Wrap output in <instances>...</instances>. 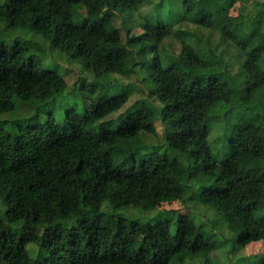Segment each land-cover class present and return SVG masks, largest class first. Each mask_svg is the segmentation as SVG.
Listing matches in <instances>:
<instances>
[{
  "label": "trees",
  "instance_id": "trees-1",
  "mask_svg": "<svg viewBox=\"0 0 264 264\" xmlns=\"http://www.w3.org/2000/svg\"><path fill=\"white\" fill-rule=\"evenodd\" d=\"M222 3L170 1L167 18V8L159 10L162 3L142 14L140 7L149 0H0L4 29L41 35L50 48L92 75L93 85L119 73L139 80L142 72L138 83L159 103L164 125L161 145L143 141V133L155 134L156 118L154 106L140 99L116 129H90L129 99L132 83L120 82L112 105L93 104L92 96L82 93L87 100L83 115L70 107L62 123L49 115L41 125L18 126L14 132L0 127V201L5 207L0 264H210V254L226 243L231 242L229 252L235 250L240 234L264 240V116L255 123L241 117L256 99L264 107V1H254L239 18ZM134 12L142 20L137 34L130 26ZM116 14L125 38L114 25ZM186 21L235 46L242 55L237 70L231 73L219 58L207 56L210 51L200 54L184 40L176 56L160 54L154 43L152 57H143L147 42L170 36L174 25ZM28 51L0 39V113L13 108L12 97L45 103L76 92V83L68 87L56 71L41 69ZM109 86L101 83L99 95H106ZM211 119L231 131L220 162L207 142ZM161 197L187 210L172 218L176 210L157 208ZM104 203L111 214L134 209L151 216L135 239L124 229L99 225ZM191 203L211 215L197 212ZM52 209L62 223L72 224L62 229L46 257L31 258L28 233L47 228ZM220 225L232 233L228 240L215 236Z\"/></svg>",
  "mask_w": 264,
  "mask_h": 264
},
{
  "label": "rangeland",
  "instance_id": "rangeland-1",
  "mask_svg": "<svg viewBox=\"0 0 264 264\" xmlns=\"http://www.w3.org/2000/svg\"><path fill=\"white\" fill-rule=\"evenodd\" d=\"M168 1V2H167ZM172 1L174 4L181 0H149V4L140 7L142 14H148L151 12L154 5L162 3L159 10L167 8L168 3ZM224 6H228L229 15L235 18H239L240 15H244L254 4V1L264 0H221ZM80 15L85 14V10L82 7L78 8ZM169 9L164 12V15L168 18ZM154 16V15H153ZM156 17V16H155ZM133 20L130 24L132 33H139V24L142 22L140 15L137 12L133 13ZM76 20V19H75ZM77 21V20H76ZM120 15L116 14L114 18V25L119 29L122 34V38H125L126 31L120 25ZM168 21V20H167ZM182 25H174L172 33L163 39L156 38L153 42H147L146 48L143 53L145 59H150L154 54V50L151 46L156 43L160 54L176 56L179 53L181 40L189 44H193L194 48L201 54L206 55L207 51H210L207 56L210 58H219L222 66H225L231 73L237 70L239 63L242 60V55L232 44L221 41L219 36L211 31L196 26L190 22H183ZM262 31L264 32V24L262 25ZM0 39L5 41L7 46H12L15 43H20L29 48L28 54L33 55L34 59L39 62L41 69L53 70L62 76V81L71 87L76 83L75 94L63 95L48 100L45 103L38 101H23L19 97H12L13 108L9 111L0 113V127L4 128L8 132H14L18 129V126L22 125H41L45 119L52 115L58 123H62L65 118L64 110L66 108L73 107L81 115L86 111L85 102L87 100L83 98L82 93H89L92 96V103L105 101L108 102L106 106L115 103L120 94V82L132 83L129 99L122 108H117L109 112L104 117L93 122L89 125L92 130L103 128L105 130H114L120 125L122 116H126L129 112L135 109L134 104L140 101V99H146L155 108V134L143 133L141 135L143 141L147 145H161L164 142V125L159 115V103L148 98L145 95L146 89L142 87L141 81L144 78L143 73L139 74V80L132 77V73H119L110 74L109 77L99 80L96 85L92 84L93 77L86 71H84L77 61L68 60L66 56L56 48H50L47 41L41 37V35L22 29H4L2 23H0ZM193 42V43H192ZM195 42V43H194ZM214 53V54H212ZM141 85H139V83ZM109 83V89L106 95H99V86L101 83ZM116 96V97H114ZM102 104V103H100ZM103 103L101 106H103ZM260 100L256 99L242 114V119L246 122L255 123L264 116V107ZM224 122L221 120L211 119L209 122V132L207 136V142L211 148L212 155L217 161H222L227 153V138L231 135V131L224 132ZM106 204L102 205V214L98 217L99 225L108 231H116L121 229L126 230L132 237L136 239V236L142 233V225L144 221L150 219L149 214H140L134 209L119 210L114 213H109L105 209ZM191 207L194 206L197 212H205L207 215L211 213L199 204L191 203ZM157 208L159 210H176L173 213L172 218H175L177 214L183 213L187 208L181 205L179 202L169 199L167 197H161L157 200ZM5 207L0 201V217L5 218ZM211 211V210H210ZM189 214L194 213L188 211ZM120 216L124 219H120ZM47 228H41L34 233H28L26 249L31 258L46 257L50 249H55L58 242V237L65 227L72 224V222L62 223L56 216L55 211L52 209V217ZM195 219V218H194ZM16 224H10V228H16ZM216 237H220L227 240L232 237V233L229 232L223 225L216 228ZM237 243L235 250H231V242L226 243L220 249L215 250L210 254V264H259L264 258V240L258 239L253 235L240 234L237 237ZM195 264H205L204 260L201 262L195 261ZM207 264V263H206Z\"/></svg>",
  "mask_w": 264,
  "mask_h": 264
}]
</instances>
